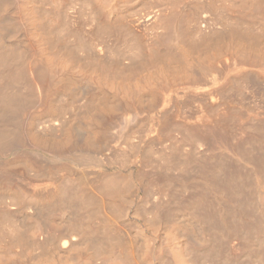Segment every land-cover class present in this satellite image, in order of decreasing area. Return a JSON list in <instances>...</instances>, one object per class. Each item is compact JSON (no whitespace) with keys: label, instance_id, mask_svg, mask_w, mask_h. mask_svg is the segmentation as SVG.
Masks as SVG:
<instances>
[{"label":"bare ground","instance_id":"1","mask_svg":"<svg viewBox=\"0 0 264 264\" xmlns=\"http://www.w3.org/2000/svg\"><path fill=\"white\" fill-rule=\"evenodd\" d=\"M118 1L119 0H0V236L5 239L3 241L4 246L1 242L0 244L2 248L8 245L5 251L0 247V249H2L1 251H4H0L3 254L2 256H4H0L3 258H0V264H9L8 261L10 259L8 260L7 257L11 258V253L15 256L13 258L17 256L23 259V254L20 256L22 251L19 254L17 252L20 250L17 249L20 244L23 247V244L25 245L28 241H32V244L35 243L42 247L44 250L43 254L49 251L48 257L45 256L47 254L44 255L45 260H48L52 256L51 252H53V255L57 257L60 256L58 258L60 260L59 262H61V257L63 260V257L67 256L66 258L71 257L69 258L71 259L70 261L64 257L67 262H71L73 258L78 264H81V262L82 264L85 262L90 264L89 262L92 259L91 253L90 255H84L83 253L87 251L85 249L88 248L89 245H93L92 248L93 251L95 250V256L100 255L102 258H97L103 259L104 264H147L161 257L162 251L156 248V240L153 238L155 243L150 241L154 244H149L151 247L148 248L146 254L142 253L145 256L141 257L136 242L134 241L135 237L131 234L132 228L130 229L129 227L131 233L128 232V230L123 227V222L121 223L119 221L118 218L120 216H117L119 214L118 211L125 206L127 187L131 189L128 184H132L133 180L131 175L127 176L125 173L119 172L118 168H110V166H108V162L111 161L112 142L117 135L124 136L128 139V142L127 140H122L124 142L126 141L125 144L130 142L128 145H134L131 141L136 136L134 133L136 131L135 129H140L137 130L139 132L136 133L143 132L140 128L141 124L140 127H136L135 129L132 125V120L134 118H137V120L142 119L140 118L141 116L138 117L142 113L146 115L145 119L148 115V122L145 121L147 122L146 125L148 124L147 126L145 125L148 127V131L158 133L156 136L160 141H163L164 134L171 137L175 130H180L178 132L179 135L176 133L178 136L174 134L172 137H175V140L179 143V147H181L180 154L183 159L180 154H178L181 162L177 160L178 163L180 162L181 164L178 166V163L176 164L174 160L171 159L173 154L175 156L173 151H171L173 154H168V158L164 160L165 162L167 161L166 165L172 168L169 169L173 170V167H175L178 170V168H180V171H176L175 174L177 176L179 175L178 183L185 190L183 191L185 195L182 196V198L175 194V197H178V199L181 198L180 202L182 203H188L190 201L188 197L192 198L191 200L196 203L195 207L197 206L200 208H196L197 212L201 210L200 214L196 215H199L200 218L203 219L202 222H207L208 228L210 230L212 229V234H215L217 240L214 239L215 237H211L216 242L213 247L210 246L211 250L220 251L219 240L222 238L223 234H227L224 232H228L229 235L230 232H238V236L235 233H233L235 235H230L231 240H229V242L233 241L230 242L232 244H230L227 239L226 241L229 245L225 244L227 235L221 239V241H225L223 243L225 244V248H222V250H226L229 248L228 246H230L229 250L235 255L244 252L246 244L248 246V240H245L246 243H244L245 241L242 242L244 237L246 239V236H249V234L253 232H256V234L258 233V235L264 233V104H260L263 105L261 107L253 106L255 102H259L260 98L264 99V31L260 33L256 31L254 33L252 27L249 28V26H247V30L246 27H243L244 24L239 26L240 30H236L234 28L238 27H236L238 23L235 21V25L233 24L234 21L230 22L228 20L229 23L233 24L231 27L229 24V30H224L227 28V25L226 27L224 26L225 28H220V30L218 26H215V38H212L209 33L204 34L205 32H201L199 33L201 36L198 34L199 36H196L197 38H190L192 41L193 38L195 39L193 42L190 39L188 42V39L186 40L187 36L184 38L183 36L186 35L185 33L187 31L190 33L192 28L186 31V28H184L185 26L182 27L183 25L180 23H182L183 16L180 17V14L177 12L178 10L176 11L177 6L176 8L173 6V12L170 8L171 11L169 10V14L164 13V10H162V13H155L149 15V17L147 15L148 18L135 21H138L136 24L139 23L141 26H144L146 22H152L153 27L154 24L156 26L158 20L161 23L160 19L162 17L165 20V24L162 23L166 25V31L161 29V31L165 33L161 34L162 36L160 35L161 38L163 37V41H160H162L161 45L164 47L157 46L160 39L158 38L157 43L156 37H158L160 33L158 32L156 37H154L156 34L153 35L155 39L153 40L156 44L153 41L152 43L154 44L152 47H146L148 49L150 48L148 55L146 54L148 49L146 52L143 48L147 45H152V43L142 46L141 43L136 42L134 47L133 43L130 42L133 38L131 37L132 33L129 32L132 23L128 25L130 28H128L129 31L127 33V29H123L125 27L123 22L126 20L121 21L124 18H118L120 22H122V24L119 22L120 25L115 24L119 21L117 15L115 18L118 21L116 20L114 23L108 21L109 18L111 19L114 16L115 6L117 7L115 2ZM238 1L236 0V3H238L237 7H240L239 9L243 8L244 10V12L242 10H240L242 12H239V14L242 13L240 16L243 19L244 17L247 19L246 16L252 17V13L255 14V12L261 15L259 13L261 10L264 13V0ZM176 2L177 1H175V3ZM230 8L232 9V7ZM186 15L188 14L186 13ZM252 18H254V16ZM254 21L256 20L253 19L252 25L254 26L255 24V28H257L256 26L258 25H256ZM250 22L251 21H249V24ZM86 24L90 28H85L84 30V27H87ZM179 24L182 25L181 27L183 29L179 27ZM223 24L227 23L223 21ZM119 26L123 28L119 29ZM241 27L243 29H241ZM118 30H123V32L125 31L129 35L131 34V39H129V41L126 39V42H129V44L122 40L123 45L126 43V45L122 46L125 48L121 47L120 38H122V35H120V33L122 31L119 32ZM184 30L186 32H184ZM86 31L89 36L85 33ZM116 31L119 32L121 36H119L120 41H118L120 44H117L119 45V49L116 47V44H114L113 48L111 46L112 43L108 42V44H111L109 47L108 44H106V37L103 38L104 41L101 39L102 34L107 32L115 34ZM145 31H147V29H145ZM110 37L112 38L113 36L111 35ZM189 37H191V35L188 36V38ZM117 39L118 38H116V40ZM134 40L135 39H133V42ZM138 43L141 47L136 45ZM126 46H132L131 50L129 49L130 52H127L128 48H126ZM209 46L213 47L215 53L216 51L218 53L220 50H224L225 46L228 47H226L227 50H224V52H219V54L222 52V54H224L225 51H229L230 54L228 52L226 53V55L229 54L226 63L224 62L223 64L221 62L222 54H220V56L216 53L218 57H220L221 60L219 59V62L224 65V68L222 66L220 67L221 69H219V67L215 66L217 71L212 72L213 69L215 70V68H212L214 67V63L212 67L210 64L218 59H216L217 55L212 50H208ZM111 47L114 51L116 47L117 50H119L118 52L127 50L126 52L124 51V53L128 55L131 53L130 55L132 57L129 58L131 64L129 61V66L135 67L132 62L135 60V54L136 56L140 55L139 57H141L140 59L143 60L144 63H141V60L139 61V58L135 56L137 58L135 61L138 62H135L137 65L140 63L145 65L150 60V63L146 64V66L149 65L150 70L147 69V66L146 69L149 71L146 73L145 67L140 64L141 67H144L143 71L145 70L144 73H141L140 71L142 68H140L139 65V68H136L138 67L136 65L135 70L138 73V75L135 76L136 78L132 79L129 73L125 74L123 72L122 73L125 75L121 78L122 73L116 71L111 72V67L109 68L105 65L107 64V59H105L104 65L106 68L108 67L110 71H106V68L104 69L105 66H101L105 71H101V67L100 70L97 71L98 68H94L95 64L93 65V62L96 63L94 60H97L100 64V60L104 55L110 50L113 51ZM76 50L77 54L78 50H82L83 52L90 50V53L93 51V54L95 53L98 58L95 59L94 57L93 60L90 58L93 62L91 61L92 64H89L93 67L89 65L90 67L88 68L87 63L85 64L84 62L87 70L86 67L84 68L85 70H83V65H81L82 68L79 67L80 64H83L80 62L81 59H78L80 64L77 62V65H75L76 61L74 63V60L78 56L75 54ZM132 50L136 53L134 52L135 54H133ZM207 51H211L212 53H208ZM83 52L82 54L79 53V56L84 55L85 53L83 54ZM89 52H86V54ZM205 53H208L207 56ZM209 54L214 55L215 58L213 56V59L215 60H211L212 56H208ZM74 55L76 57H74ZM91 55L92 54H90V56ZM120 55L122 56L123 53H120ZM121 56L119 57L121 58ZM146 57L149 58V60ZM144 60L146 62H144ZM219 62L215 63V65L220 64ZM99 64L96 63V66H99ZM90 68L96 69L97 72L93 69L92 72L89 70ZM122 68H125V66ZM126 75L128 77H126ZM205 76H210L212 82V85L207 88L201 87V84L204 85L207 83V77L204 79ZM179 81L182 82L179 83ZM199 81L203 83L200 84ZM177 84L181 86L182 104L185 107H191L190 109H192V107L194 108L191 113L182 110L183 106H181V102L179 101L173 104L175 106L173 113H169V109L171 108L172 110V107L166 108L168 110L167 113L165 110L163 111L164 105L169 103L171 99L173 100V92L179 88ZM246 89L248 91L250 90L252 95L248 96L255 97L256 100L258 99V101L254 100L255 102H253V100L251 101V99L248 98L250 102L253 103L251 106L254 108L251 106L249 107L250 104L246 103L248 99H245L248 96H245L244 93H250L245 92ZM231 91L234 93L239 92L238 96L240 93L244 95L246 98L243 99L248 106L242 107L244 105L243 102V104L239 103L238 106V102H233L232 99H230L232 101L227 100V92L229 96ZM178 92L179 91H177V93ZM144 96H149L151 98V101H146L145 98V102H149V104L154 102L153 105L150 104L153 107L155 102L159 101L157 104L158 107L161 106V108L156 109L155 107V111V109H151V106H145L142 100ZM150 98H148V100ZM231 98L234 99L233 95ZM230 102L236 105H231ZM160 103L162 105H160ZM257 103H255L256 106L259 105H257ZM259 103H261V100ZM262 103H264L263 100ZM145 111L147 113H145ZM143 115L142 117H144ZM169 115L174 116L175 122H173L174 118ZM184 115L193 116H188L190 117V119H188ZM118 127L122 129L120 134H117L118 129L115 130ZM133 133L135 135H132ZM131 135L134 136V138ZM157 137L154 138L157 139ZM165 137L167 136L165 135ZM162 144L161 142L160 145ZM174 144L173 142V145ZM132 148L133 147L129 149L132 150ZM156 150L159 149L157 148ZM124 152L125 153H122L126 155V151ZM160 152L159 154H161ZM122 153H120V156H122ZM149 153L151 152L149 151ZM157 154L158 153L155 155ZM133 156L136 155L134 154ZM175 157L177 159V155ZM152 158L153 156H151L150 159ZM162 158L164 157L162 156ZM126 160L129 161L128 158ZM118 164L124 163L121 161ZM158 167L160 166L158 165ZM138 170L139 169H137V171ZM157 171L159 170L157 169ZM141 172L143 173L144 171ZM177 172L179 173L177 174ZM160 177L163 178L161 175ZM153 178L155 177L153 176ZM171 179L172 181L177 180L175 177ZM171 179V183L169 182L170 187L167 186V188H170V190L167 189V191L170 192L173 190V187H171L173 183ZM133 184L131 186H133ZM153 185L155 184H152V186ZM156 187L157 191L155 190L154 192L159 193L162 199H164V196L169 193H166V191L163 193V187H165V185L163 187ZM145 190H149L148 187ZM175 192L176 191L172 192V195L169 193L172 199ZM158 196L156 200L161 198H158ZM171 196H165L167 200L163 201V203H167L166 205H161L162 203L158 201L157 202L161 204L156 202L157 204L155 205L153 203L155 206H152L154 209L152 210L153 213H151L153 218H151L154 219V221L155 218L159 216L162 218L161 215L164 214L171 216L173 213L169 210ZM185 199L187 201H185ZM175 200L173 199V201ZM144 202L146 203V201ZM128 203H130V201ZM175 203L177 204L178 201H175ZM187 203L185 205L189 207L190 204ZM190 206H192V204ZM214 206L216 210H218L217 215L212 214V211L215 210ZM150 210L151 209L145 211V213ZM167 212L171 214H167ZM52 213H54V217L52 218L55 225H51V228L55 226V231H58L55 233L52 232L54 231L52 229V231H49L50 227H48L49 229H43V226H41L42 222H40L43 217L47 218L45 215L50 216ZM35 221H39L40 223L38 222L37 228L35 226L34 232L29 233L32 229L29 228L30 231L27 230V224ZM159 221L160 220L157 222ZM177 221L178 220H175V222ZM169 223L171 222L169 221ZM173 223L172 221V225L174 226L175 224ZM187 223L188 221L186 225ZM127 225L125 224V226ZM155 225L150 228H155ZM143 226L145 225H142V227ZM142 227L139 228L141 232L144 231ZM242 228L246 229V232H244L245 235H243L244 233H240ZM147 229L149 230V228ZM156 230L158 229L155 228V231L153 230L154 233ZM213 230L215 233H213ZM136 231L138 232V230ZM172 233L174 234V231ZM239 235H243L244 237H239ZM258 235H255V237L260 238ZM234 236L235 239L239 237L241 240L237 238V240L239 239L240 241L234 242ZM248 238L250 237H247V239ZM254 238L251 240H255ZM0 240L2 241V239ZM89 242L91 244L88 245L87 243ZM44 245L46 247H43ZM84 245L87 247H84ZM16 246L17 249L15 248ZM249 246L251 247V243H249ZM256 246L258 245H255V247ZM8 247L12 250L11 253L9 252L11 254L10 256L6 254L10 251L6 250ZM22 247L20 248L22 249ZM170 247L172 246H169V248ZM44 248H47L48 251L47 249L45 251ZM83 249L85 251H83ZM15 250H17V252ZM32 253L33 251L30 254ZM260 253L261 251H258V255ZM40 254L42 255V253ZM32 255L33 258L37 255V257H40L39 253L35 255L33 253ZM103 255L107 256V258L104 257L106 260L103 258ZM178 255H174V258H177ZM44 256L40 258H44ZM5 257L8 261H6ZM19 258H16L13 263L23 264L22 262L25 260ZM197 258L196 260H199L198 256ZM37 259L39 260V258ZM65 259L63 260L64 262ZM93 259L91 262H93ZM19 260L22 262L19 263ZM51 260H53V258L50 259V262H52ZM192 260L190 259L189 261ZM54 261L56 262V260H53V262ZM31 262L28 264H31ZM34 262L37 264L36 261ZM55 262L53 264H55ZM102 262L101 264H103ZM261 262L262 261H260V264ZM93 264L96 263L93 262Z\"/></svg>","mask_w":264,"mask_h":264},{"label":"rangeland","instance_id":"2","mask_svg":"<svg viewBox=\"0 0 264 264\" xmlns=\"http://www.w3.org/2000/svg\"><path fill=\"white\" fill-rule=\"evenodd\" d=\"M175 1H177L176 3H178V4H176L175 3ZM232 1V2H231ZM235 1V2H234ZM238 1V0H237ZM232 4H231V3ZM116 4H117V7L115 6V11H114V16L112 17V18H114V19H108V21H110V22H112V23H114V21H116L119 17L120 18H124V19H122L121 21H124V20H126V21H124L123 22V24H124V26L125 27H127V28H123V27H121V26H123V25H121V26H119L118 28L119 29H121V28H123L124 30L125 29H127L126 30V32L128 33V31H129V29L128 28H130V26L128 27V25L129 24H131V29H130V33H132V36L131 37H133L132 38V40L130 41V42H132L133 43V45L136 43V42H139V43H141L142 44V46H144V45H147V44H150V43H152L155 39H154V37H156L157 36V33L158 32H160L159 33V36L158 37H156V41H157V43H158V38H160L159 39V43H158V45L157 46H162L161 45V42L163 41L162 40V38H161V34H163V33H165L164 31H166L165 29H166V25H163V23L165 24V20H164V18L162 17L161 19H160V21H161V23L159 22V20H158V22L157 23H159V24H157L156 23V26H155V24H154V26L152 27V22H146L145 24H144V26L142 25H139V23L138 24H136L137 22H135L136 20H140L141 21V19L143 20V18L144 19H146V18H148L149 17V15H152V14H155V13H162L161 11L162 10H164L163 12L164 13H166V14H169L170 13V11H171V9H172V12H173V8L175 7L176 8V6H177V9H176V11L180 14V17L181 16H183L182 18H183V20H182V23H180V24H182V25H180L179 24V27L181 28V29H183L182 27H184V28H186L185 30L187 31V29L188 30H190V28H192L191 29V31H192V34H191V31H190V33L188 32H186L185 30H184V32H186L185 34L186 35H184L183 36V38L185 37V36H187V38H186V40L188 39V42H189V39L190 38H192V37H194V38H197L200 34L199 33H201V32H205L204 34H206V33H209V35L212 37V38H215L216 37V35H215V33H216V31H215V26H218V28H219V30H220V28H223L224 26L226 27V25H227V28H225L224 30L226 31V30H229L228 28H230L233 24H235L236 25V23H238V25H236V27L237 28H234V29H238V30H240V25L242 26L243 24V27H246L247 28V30H248V27L247 26H249V28H251L252 27V31H254V33L257 31V32H262V31H264V13L262 12V10L261 11H259V13L262 15H258V12H255V14L254 13H252L253 14V16H254V18H252V17H248V16H246V12H245V16L247 17V19H245V17H244V19L243 18H241V14H239V12H244V10H243V8L242 9H239L240 7H237L238 6V3H239V1H238V3H236V0H119L118 2H115ZM173 3V4H172ZM229 3V4H228ZM115 4V5H116ZM227 4V5H226ZM234 4V5H233ZM233 5V6H232ZM240 5V4H239ZM174 6V7H173ZM182 6V7H181ZM228 8H227V7ZM235 6V7H234ZM241 6V5H240ZM167 7V8H166ZM169 7V8H168ZM230 7H232V9L230 8ZM168 10V13H167V10ZM171 8V9H170ZM238 8V9H237ZM185 9V10H184ZM231 9V10H230ZM157 10V11H156ZM170 10V11H169ZM187 10H188V12H187ZM229 10V11H228ZM238 10V11H237ZM240 10H242V11H240ZM155 11V12H154ZM180 11V12H179ZM264 11V10H263ZM153 12V13H152ZM188 14V15H186V13ZM221 12V13H220ZM116 13V14H115ZM183 13V14H182ZM185 13V14H184ZM263 13V14H262ZM237 14H239V15H237ZM118 17H117V16ZM147 15H148V17H147ZM247 15H251V14H247ZM187 16V17H186ZM261 16V17H260ZM115 17H117V19L115 18ZM125 17H126V19H125ZM202 17V18H201ZM186 18V19H185ZM234 18V19H233ZM236 18H237V20H236ZM239 18H240V20H239ZM252 18V19H251ZM262 18V19H261ZM188 19V20H187ZM195 19V20H194ZM233 19V20H232ZM251 19V20H250ZM253 19L254 20H256V21H254V23H256V25H258V26H256L257 28H255V24H254V26L252 25L253 24ZM112 20V21H111ZM119 20V19H118ZM117 20V21H118ZM127 20H128V22H127ZM185 20H186V22H185ZM231 22V21H234L233 22V24H231V23H229V21ZM243 20V21H242ZM244 20H245V22H244ZM180 21V20H179ZM223 21L225 22V23H227V24H223ZM235 21H236V23H235ZM238 21V22H237ZM249 21H251L250 22V24H249ZM120 20L117 22V23H115V24H118V25H120V23L122 24V22H120ZM128 24H127V23ZM240 22V23H239ZM244 22V23H243ZM192 23V24H191ZM219 23H221V24H219ZM249 24V25H246V24ZM127 26H126V25ZM147 24H149V25H147ZM151 24V25H150ZM185 24V25H184ZM186 24H187V26H186ZM207 24V25H206ZM229 24H230V27H229ZM158 25V26H157ZM164 27H163V26ZM190 25V26H189ZM191 25H192V27H191ZM197 25V26H196ZM83 26H85V25H83ZM86 26L88 27H84V30H85V28L86 29H89L90 27L86 24ZM137 26V27H136ZM182 26V27H181ZM156 27V28H155ZM195 27V28H194ZM234 27V26H233ZM232 27V28H233ZM141 28V29H140ZM218 28H217V30H218ZM246 28H245V30H246ZM82 29V28H81ZM133 29V30H132ZM145 29H147V31H145ZM155 29V30H154ZM159 31H158V30ZM161 29L163 30L164 29V31H161ZM198 29V30H197ZM201 29V30H200ZM241 29H243L242 27H241ZM253 29H257V30H253ZM136 30V31H135ZM149 30V31H148ZM153 30V31H152ZM119 31V30H118ZM122 31V32H121ZM132 31V32H131ZM133 31H134V33H133ZM144 31V32H143ZM157 31V32H156ZM207 31V32H206ZM251 31V30H250ZM119 32H121L120 33V35H122V38H125V39H122V38H120V40H121V47L122 46H124V45H126V43H128L129 44V42H126L127 40L129 41V39H131L130 38V35L129 34H127L125 31L123 32V30H120ZM119 32H117L116 31V33L114 34V33H109V32H107V33H104V34H102L101 35V39L103 40V38H107V39H105V40H107V43L106 44H108V42L109 43H112V45L111 44H108V46L109 45H111L113 48H114V44H120L118 41H120L119 40ZM162 32V33H161ZM88 36H89V34L87 33V31L85 32ZM152 33V34H151ZM154 34H156V35H154ZM188 34H190L191 35V37H189L188 38V36H190V35H188ZM199 34V35H198ZM204 34H202V35H204ZM112 35L113 37V39L110 37V36ZM117 35V36H116ZM146 35V36H145ZM148 35V36H147ZM153 35H154V37H153ZM161 35V36H160ZM193 35V36H192ZM108 36H109V38H108ZM145 36V37H144ZM197 36V37H196ZM201 36V35H200ZM121 37V36H120ZM152 37V38H151ZM116 38H118L117 40H116ZM152 40H151V39ZM193 38V41L195 40ZM127 39V40H126ZM133 39H135L134 40V42H133ZM154 39V40H153ZM111 40V41H110ZM122 40H124L125 42V44L123 45L122 44ZM146 40V41H145ZM151 40V41H150ZM160 40H162V41H160ZM191 41H192V39H190ZM214 40V39H213ZM104 41V40H103ZM192 41V42H193ZM148 42V43H147ZM155 42V41H154ZM138 43V44H139ZM146 43V44H145ZM127 44V45H128ZM131 44V43H130ZM138 44H136L138 47H141V45L139 46ZM153 44L154 43H152V45L150 44V45H147V46H145V48L146 47H152L153 46ZM155 44H156V42H155ZM160 44V45H159ZM163 44V43H162ZM132 45V44H131ZM132 45V46H133ZM132 46L129 48L128 46H126V48H128V51L127 50H124L125 52L127 51V52H130L129 51V49L131 50V48H132ZM110 47V46H109ZM111 47V49H113ZM116 47H118V49H119V45H117ZM115 47V49L117 50V48ZM121 47H120V49H121ZM134 47H135V45H134ZM162 47H164V46H162ZM227 46H225L224 47V50H227V48H226ZM122 48H125V47H122ZM137 48V47H136ZM143 48L145 51L148 49V48ZM226 48V49H225ZM135 49V48H134ZM212 50L214 53H215V51H214V49H213V47H211V46H209V48H208V50ZM115 50V51H116ZM123 50V49H122ZM149 50H150V48L146 51L147 53L146 54H148L149 53ZM224 50L222 49V50H220V51H223L224 52ZM90 51V50H89ZM89 51H86V52H89ZM114 51V49H113V51H109V52H107L105 55H104V57L100 60V64H99V62H97V60H94V61H96V63L97 64H99V66L97 65L96 66V63L95 62H93L92 60L94 59V57H95V59H98L97 57H96V55H95V53L93 54V51H92V53H90V54H92L91 56H90V54L89 53H87L86 54V52L84 51H80V50H78V54H77V50H76V55H78L77 57L74 55V57H76V59L74 60V63H75V61H76V63H75V65H77V62H78V59H81V63H83V64H80L79 62V67H81V65H83L84 67L82 68L83 70H85L84 68L86 67L85 66V64L87 63V66H88V68L90 67L89 65H91L92 63H91V61L93 62V65H94V68L95 67H97L98 69H97V71H99L100 70V67L102 66H108L110 69H111V72H119V73H129L130 75V78H132V79H134V78H136L135 76H137L138 75V73H137V71L135 70V67H136V63H138L137 61H135L137 58H139V61L141 60L140 58L141 57H139V56H136V52L134 51V50H132L131 52L133 53V54H135V56L137 57H135L133 54V56H134V58H135V60H133V59H131V60H133L132 62L134 63V65H135V67H133V66H129V61H130V59L129 58H131L132 56L130 55H128V54H126V53H124V51L123 52H118L119 50H117L116 52ZM219 51V52H220ZM82 52H83V54L84 55H81V56H79V53H81L82 54ZM135 52V53H134ZM208 52V51H207ZM209 52H211V51H209ZM208 52V53H209ZM219 52L217 53V51H216V53L217 54H219ZM222 52V53H223ZM229 53V51H225V53L224 54H222V53H220V54H222V60H224V61H222L221 59H220V57H218V55H217V57H216V59H218L217 61L215 60V59H213V56L215 55L214 53V55H212V54H209L208 56H212V59L211 60H215L214 62H211V64H210V66L212 67V64L214 63V67H212V68H215V66H217V67H219V69H221L220 67H222L223 66V68H224V62L226 63L227 61H228V56H229V54H227L226 55V53ZM119 53V54H118ZM120 53L122 54L123 53V55L121 56L120 55ZM203 53V52H202ZM207 53V54H208ZM212 53V52H211ZM206 54V53H205ZM207 54H206V56H207ZM89 55V56H88ZM149 55V54H148ZM225 55V56H224ZM119 56H121V58L119 57ZM92 60H91V59ZM147 58V57H146ZM211 58V57H210ZM214 58H215V56H214ZM224 58V59H223ZM105 59H107V64H105ZM120 59H122V60H120ZM145 59V58H144ZM148 60H149V58H147ZM146 59V60H147ZM221 60V62L223 63H220L219 61ZM83 60V61H82ZM87 60V61H86ZM105 60V61H104ZM119 61V63H118V61ZM90 61V62H89ZM104 61V62H103ZM120 61H122V62H120ZM128 61V62H127ZM210 61V60H209ZM84 62H85V64H84ZM136 62V63H135ZM144 62H146L145 60H144ZM217 62H219L220 64H217V65H215V63H217ZM89 63H91V64H89ZM118 65H117V64ZM124 64V65H122V64ZM125 63H126V65H125ZM140 63V62H139ZM141 63H143V60H141ZM140 63V64H141ZM147 63H150V60H149V62H147ZM146 63V64H147ZM105 64V65H104ZM128 64V65H127ZM130 64H131V61H130ZM140 64H138L139 66H140V68H142L141 69V73H144V71H143V69H144V67H145V69H146V67H147V69H149L150 70V67H149V65H147L146 66V64L145 65H143V64H141V65H143L144 67H141V65ZM222 64V65H221ZM121 65H122V67L123 66H125V68H122L121 67ZM137 65V66H138ZM218 65H220V66H218ZM106 66L104 67V69L106 68ZM139 66L138 67H136V68H139ZM150 66H152V65H150ZM91 67H93L92 65H91ZM102 67H101V69H102ZM106 68L105 70L107 71H110V69L109 68ZM94 68H90L89 70H91L92 72H93V70H94ZM211 68V69H212ZM222 68V69H223ZM93 69V70H92ZM104 69H102L101 71H105ZM146 69V73H148V71L149 70H147ZM217 68H215V70L213 69L212 70V72L213 71H217L216 70ZM86 70H87V67H86ZM94 71H96V69L94 70ZM96 71V72H97ZM122 73V75H121V78H122V76L123 75H125V74H123ZM125 77V76H124ZM126 77H128L127 75H126ZM206 77H207V83H205L206 85H208V83H209V85L208 86H206L205 84L203 85V84H201V83H203L202 81L204 80V79H206ZM210 78V79H209ZM125 79V78H124ZM204 79L202 80V81H199L200 82V84H201V87H203V88H207V87H210L211 85H212V82H211V77L210 76H205L204 77ZM181 80V79H180ZM208 80H209V82H208ZM182 81H179V83H181ZM211 83V84H210ZM178 85V84H177ZM182 85V84H181ZM178 89L177 90H175L174 92H173V96H172V98H173V100L171 99V101H174V102H169V103H167L166 105H164V108H163V111L165 110V112L167 113L168 112V108L167 107H172V110H171V108L169 109L170 111H169V113L171 112V113H173V111L175 110V106L173 105V104H176V101H179V102H181V106H183L182 107V110H185V111H187L188 113H191L192 112V110H194V108L192 107V109H190L189 108V106H187V107H185L183 104H182V99H181V95H182V90H181V86H179L178 85ZM177 91H179L178 93H177ZM180 92H181V94H180ZM245 92H250V90L248 91L247 89H246V91ZM231 93H232V95H233V97H234V99L233 98H231L232 97V95H231ZM231 93H229V96H228V92H227V96H226V99L227 100H230V99H232L233 100V102L235 101L237 104H238V106H239V103H241V104H243L244 103V105L242 106L241 104V106L242 107H246V106H248V104H250L249 105V107L253 104V103H251L250 102V100L249 99H251V101L253 100V102H255V101H258V99L256 100V98L255 97H251L252 95H251V92L248 94V93H244V95L246 96H248V95H251V96H248L247 98L244 96V95H242L241 93L239 94V96H238V93H234V92H232L231 91ZM257 94V93H256ZM258 95V94H257ZM236 96V97H235ZM242 96H244V97H242ZM148 98H150L149 96H147ZM147 97H145L144 96V99L142 98V100H143V104H145V106L147 105V107H150L151 105L150 104H152L153 105V103H150L149 104V102H145V98H146V101H151V98L148 100V98ZM228 97V98H227ZM239 97V98H238ZM247 100L248 98V100H247V102L244 100ZM253 98V99H252ZM179 99V100H178ZM121 100V99H120ZM232 100H230V101H232ZM244 100V101H243ZM255 100V101H254ZM260 100H261V103H259L260 102ZM260 100H259V102L257 103V102H255V103H257V105L258 106H256L255 105V103L253 104V106H255V107H261V106H263V105H260V104H264V103H262V100H263V102H264V99L263 98H260ZM250 103H249V102ZM233 102L231 103L230 102V104L231 105H236V104H233ZM243 102V103H242ZM248 103V104H246V103ZM157 103H159V101L157 102H155V105H154V107L153 106H151L152 108L151 109H155V107H156V109H159V108H161V106L160 105H162L161 103H160V107H158V104ZM156 104H157V106H156ZM171 104V105H170ZM144 106V107H145ZM158 107V108H157ZM174 107V108H173ZM252 107V106H251ZM167 108V109H166ZM252 108H254V107H252ZM148 110H150L149 108H147ZM156 109H155V111H156ZM151 111V110H150ZM145 113H147L146 111H145ZM144 113H142L141 115H139L138 117H140V118H142V119H139V120H137V118H134L133 120H132V125L134 126L133 128L135 129L136 127H140V124H141V131H143V132H141V133H136V132H139V131H137V130H140L139 128H136L135 130V134H136V136H135V138L137 139H135L134 138V136H132V135H135L134 133L131 135L134 139H132V141H131V143H134V145L133 144H130V145H128L127 143L125 144V142L124 141H122L123 139L124 140H127V142H128V139L126 138V137H122V136H119V135H117L116 136V138L113 140V142H112V144H113V147H112V155H111V161L110 162H108V166H110V168H118L119 169V172L121 171V173H125L127 176H130L131 175V177H132V180H133V182H132V184H133V186H131L132 184L130 183V184H128L129 186H130V188L131 189H129V187H127V191H126V196H125V200H126V202H125V206H124V208H122L121 210L123 211V213H122V211L121 210H119L118 212H119V214H118V212H117V216H120L118 219H119V221L122 223V225L124 224V228L125 229H127L128 230V232H130V229L132 228V230H131V234H133L132 236H134L135 238H134V241L136 242V245H137V248H138V252H140L139 254L141 255V257H144L145 255L144 254H146L147 253V251H148V248L149 247H151V245L149 246V244H154L155 242V244H156V248L158 249V250H160V251H162V255H161V257L158 259V260H155V261H153L152 263H150V264H260V261H262L261 262V264H264V233H260L259 235H258V233L256 234V232H253V233H251V234H249V236L247 235V233H246V239H245V237L243 236V235H245V233L244 232H246L245 230L246 229H244V228H242V230H241V234H243L242 236L241 235H239V237L241 236V237H244L242 240V242H244L245 240H248L249 241V243H251V247L249 246V243H248V246H247V244H246V249L244 250V252H240L239 254H232V251L231 250H229L230 249V246H228L229 244L227 243V241L229 242V240H231V234L232 235H235V234H237L238 232H233V233H235V234H233V233H231L230 232V235H229V233L228 232H224V233H227V234H223L222 235V238L223 237H225L226 235V237L227 238H225V241H226V239H227V241L225 242V241H221V239L219 240V242H220V251H218V250H211L210 249V246H212L213 247V245L216 243L215 241H214V239L215 240H217L216 239V237H215V234H212V229L210 230L208 227V224H207V222H202L203 221V219H201L200 218V216L199 215H196V214H200V211H198L197 212V209L196 208H198L197 206L195 207V205H196V203L194 202V201H192L191 199L192 198H190V197H188V199L191 201H189L188 203L191 205L192 204V206H190L189 205V207H188V205L186 206L185 204L187 203H185V202H180L181 201V198H179L178 199V197H182V196H184L185 195V193L183 192V191H185L184 189H183V187L178 183L179 182V179H178V177H179V175L177 176L175 173H176V171H180V168H178V166L181 164L180 162H181V159H180V156H181V154H180V151H181V147H179V143H177V141L175 140V137H172L174 134L176 135V136H178L179 134H178V132L180 131H178V130H175V132L173 133V135L170 137L169 135H167V134H164L163 135V141H160V139H158V137L156 136V135H158V133H156V132H150V131H148V127H146L147 125H146V123L148 122L147 121V117H148V115H147V117H146V119H145V116L146 115H143ZM142 115L144 116V117H142ZM169 116H172L173 118H174V116L173 115H169ZM186 118H188V119H190V117L191 116H193V115H184ZM188 116H190V117H188ZM144 119V120H143ZM142 120V121H141ZM180 120H181V118H180ZM139 121H140V123H139ZM145 121H147V122H145ZM145 122V123H144ZM173 122H175V118L173 119ZM146 125V126H145ZM121 128V127H120ZM119 127L118 128H116L115 130H117V134H120V132H121V130L122 129H120ZM120 129V130H119ZM173 130V131H174ZM148 131V132H147ZM145 132V133H144ZM147 132V133H146ZM178 135H177V134ZM139 136H138V135ZM141 135V136H140ZM165 135L167 136V137H165ZM138 136V137H137ZM145 136V137H144ZM119 137H120V139H121V141H120V139H119ZM157 137V139H155V138ZM170 137V138H169ZM143 138V139H142ZM177 138V137H176ZM153 140V142H152V140ZM161 139V140H162ZM171 139V140H170ZM134 140V141H133ZM157 140V141H156ZM166 142H165V141ZM174 140V141H173ZM117 141V142H116ZM130 141V140H129ZM139 141H140V143H139ZM169 141V142H168ZM116 142V143H115ZM120 142V143H119ZM121 142H122V144H121ZM124 142V143H123ZM137 142V143H136ZM161 142L163 143L162 145H160L161 144ZM172 142V143H171ZM173 142L175 143L174 145H173ZM166 143V144H165ZM171 144V145H169V144ZM177 143V144H176ZM120 144V145H119ZM123 144H124V146H123ZM140 144V145H139ZM152 144V145H151ZM133 145V146H132ZM137 145V146H136ZM166 145V146H165ZM168 145V146H167ZM178 145V146H177ZM140 146V147H139ZM152 146V147H151ZM155 146V147H154ZM163 146H165V147H163ZM127 147H129L130 149H131V147H133L132 148V150H130L129 148H127ZM136 148V149H135ZM139 148V149H138ZM150 148V149H149ZM153 148V149H152ZM159 149V150H156V149ZM170 148V149H169ZM179 148V149H178ZM138 149V150H137ZM173 149V150H172ZM175 149V150H174ZM176 149H178V150H176ZM117 150V151H116ZM153 151V153H152V151ZM156 150V151H155ZM160 150H161V152H160ZM170 150V151H169ZM119 151V152H118ZM124 151H126V155L125 154H123V153H125ZM136 151V152H135ZM149 151L151 152V153H149ZM158 151V152H157ZM168 151V152H167ZM171 151H173L174 153H175V156L177 155V159H176V157L174 156V154H173V152H171ZM116 152H117V154H116ZM123 152V153H122ZM135 152V153H134ZM159 152L161 153V154H159ZM164 154H163V153ZM120 153H122V156H120L121 154ZM136 155V156H133L134 154ZM156 153H158L157 155H158V157L160 158H158L157 157V155H155ZM177 153V154H176ZM117 156H116V155ZM149 154V155H148ZM152 154V155H151ZM168 154L169 155H171V154H173V157L171 158V159H173L174 160V162L177 164L178 163V161H180L177 165H176V167L178 168V170L175 168V167H173V170H171L172 168L171 167H169V165H166L167 164V161L165 162V160L168 158ZM178 154H180V156L178 155ZM120 157H119V156ZM141 155H143V156H141ZM146 155V156H145ZM113 156V157H112ZM115 156H116V158H115ZM125 156H126V158H125ZM129 156V157H128ZM150 156V157H149ZM151 156H153V158L154 157H156V158H154V161H153V158L152 159H150L151 158ZM161 156V157H160ZM162 156L164 157V158H162ZM122 157H124V158H122ZM143 157V158H142ZM128 158V160L129 161H127L126 159ZM162 158V159H161ZM181 158H182V156H181ZM119 161H118V160ZM124 159V160H123ZM136 161H135V160ZM147 159V160H146ZM150 159V160H149ZM156 159V160H155ZM165 159V160H164ZM183 159V158H182ZM158 160V161H157ZM178 160V161H177ZM122 161V163H124V164H118L119 162H121ZM125 161H126V163H125ZM157 161V162H156ZM117 162V163H116ZM128 162V163H127ZM156 162V163H155ZM160 162V163H159ZM162 162V163H161ZM165 164H164V163ZM111 163V164H110ZM130 163V164H129ZM148 163V164H147ZM146 165H147V167H146ZM158 165L160 166V167H158ZM116 166V167H115ZM124 166V167H123ZM142 166V167H141ZM146 168H145V167ZM150 166V167H149ZM157 167V168H156ZM162 167V168H161ZM153 168V169H152ZM169 168H171V169H169ZM137 169H139L138 171H137ZM146 169V170H145ZM157 169L159 170V171H157ZM169 169V170H168ZM176 169V170H175ZM144 171L143 173L141 172V171ZM155 170V171H154ZM165 170V171H164ZM137 171V172H136ZM167 171V172H166ZM128 172H131V173H128ZM141 173H142V175H141ZM179 172H177V174H178ZM136 174H137V176H136ZM156 174V175H155ZM139 175H141V176H139ZM160 175L163 177V178H161L160 177ZM136 176V177H135ZM143 176H144V178H143ZM152 176V177H151ZM153 176L155 177V178H153ZM156 176H158V177H156ZM175 177V179H177V180H174V181H172V179L171 178H174ZM138 178V179H137ZM166 178V179H165ZM142 180V181H140V180ZM162 179H165L166 180V182H165V180H162ZM170 179H171V181L174 183H172L171 184V187H173V190L174 191H176L175 193H174V196H173V199L175 200V199H177V200H175V201H178V203L176 204L175 203V201H173V199H172V192H174L172 189V192H170V191H167V189H169L170 190V185H169V182H170ZM156 180V181H155ZM169 180V181H168ZM147 182V183H146ZM158 182V183H157ZM161 182V183H160ZM157 183V184H156ZM171 183V182H170ZM145 184V185H144ZM152 184H155V185H153L152 186ZM160 184V185H159ZM176 184V185H175ZM148 185V186H147ZM165 185V187H166V190H165V187H163ZM179 185V186H178ZM135 186V187H134ZM144 186V187H143ZM146 186V187H145ZM156 186H159V187H163V193H165V191H166V193L167 192H169V193H171V195H169V193L167 194V195H165L166 197H169V196H171V199H170V202L171 203H175V204H171L170 203V207H169V210H170V212L172 213H170V212H167V214H171V216L170 215H166V214H164V215H161L162 216V218L159 216L158 218H161V219H158V218H155V221H154V219H152L153 218V215L151 214V213H153V207L152 206H155L158 202H161V203H158V204H161V205H166L165 203H163V201H166L167 200V198L164 196V199H162V196L161 195H159V193H157V192H154L155 190L157 191V187ZM167 186H169L168 188H167ZM175 186V187H174ZM138 189H137V188ZM147 187H148V189L150 190H145V189H147ZM182 187V188H181ZM134 188V189H133ZM176 189V190H175ZM191 189V188H190ZM130 190V191H129ZM133 190H135V191H133ZM181 190H182V192H181ZM146 191V192H145ZM179 191H180V193H179ZM128 193H129V195H128ZM132 193V194H131ZM162 193V194H163ZM149 194V195H148ZM175 194H177L178 195V197H175ZM179 194H181V195H179ZM131 195V196H130ZM153 196V197H151V196ZM159 195V196H158ZM147 196H149V197H151V198H149V197H147ZM157 196H158V198L159 197H161V198H159L158 200H156L157 199ZM144 197V198H143ZM149 198V199H148ZM153 198V199H152ZM166 198V199H165ZM183 198V197H182ZM131 199V200H130ZM141 199V200H140ZM128 200V201H127ZM139 200V201H138ZM156 200V201H155ZM162 200V201H161ZM194 200V199H193ZM130 201V203H128ZM133 201V202H132ZM141 201V202H140ZM144 201H146V203L144 202ZM152 201H155V202H152ZM158 201V202H157ZM182 201H184V200H182ZM185 201H187L186 199H185ZM131 202H132V204H131ZM157 202V203H156ZM145 203V204H144ZM149 203V204H148ZM155 205H154V204ZM181 203V204H180ZM187 203V204H188ZM146 205V206H144V205ZM130 205V206H129ZM140 205H142V206H140ZM160 205V206H161ZM181 205V206H180ZM145 208H147V206H148V208L149 209H151L149 212H146L145 213V211H148L149 209L147 208V209H145ZM168 206H169V204H168ZM184 206V207H183ZM132 207V208H131ZM142 207V208H141ZM162 207V206H161ZM174 207V208H173ZM186 207V208H185ZM190 207H191V209H190ZM215 207V206H214ZM172 208V209H171ZM195 208V209H194ZM135 209H139L138 211L137 210H135ZM144 209V210H143ZM186 209V210H185ZM198 209H200V208H198ZM215 210H216V207L214 208ZM126 210H128V211H126ZM133 210V211H132ZM141 210V211H140ZM143 210V211H142ZM171 210H173V211H171ZM181 210V211H180ZM212 211V214L213 215H217L218 213H217V211L218 210H216V211ZM121 211V212H120ZM131 211V212H130ZM138 212V215H139V217H138V215H137V212ZM139 212H141V213H139ZM177 212V213H176ZM180 212V213H179ZM191 212V213H190ZM136 213V214H135ZM143 213V214H142ZM150 213V214H149ZM121 214V215H120ZM124 214V215H123ZM134 214V215H133ZM146 214V215H145ZM173 214H175V215H173ZM178 214V215H177ZM194 214V215H193ZM53 215V216H52ZM52 215H50V216H48V215H45L47 218H45V217H43V219H41V221L40 222H42L41 224V226H43V229H47L48 227H50V229H49V231H52V230H54V231H52V232H58L57 230L55 231V226L54 227H52L51 228V225L53 226V225H55V223H53V218L52 217H54V213H52ZM123 215V216H122ZM166 215V216H165ZM173 215V216H172ZM177 215V216H176ZM167 216H170V217H167ZM51 217V218H50ZM127 217V218H126ZM152 217V218H151ZM175 218V219H173V218ZM181 218V219H179V218ZM192 217V218H191ZM137 218V219H136ZM147 218H149V219H147ZM171 219V220H167V219ZM151 219V220H150ZM165 219V220H164ZM190 219V220H189ZM126 220V221H125ZM149 222H148V221ZM158 220H160L159 222H157ZM175 220H178V221H180L181 222V224H180V222H175ZM136 221V222H135ZM153 221V222H152ZM169 221L171 222V223H169ZM172 221L174 222L173 224H175L174 226L172 225ZM188 221V223H187V225H186V222ZM39 221H35V222H33V223H29V224H27V227H26V229L27 230H29L30 231V229H32L31 230V232H29V233H32V232H34L33 230L35 229V226H36V228L38 227V224L40 223H38ZM47 222V223H46ZM50 222V223H49ZM143 222V223H142ZM151 222V223H150ZM167 222V223H166ZM46 223V224H45ZM49 223V224H48ZM129 223V224H128ZM131 223V224H130ZM132 223H133V225H132ZM135 223V224H134ZM142 223V224H141ZM156 225H155V224ZM184 223V224H183ZM193 223V224H192ZM198 223H199V226H198ZM125 224L127 225V226H125ZM150 224H152V225H150ZM190 224V225H189ZM204 224V225H203ZM48 225V226H47ZM132 225V226H131ZM142 225H145V226H143L142 227ZM148 225V226H147ZM155 225V228H157L158 230H156V232L154 233V231H155V228H150V227H153ZM161 226V227H159V226ZM169 225V226H168ZM137 226V227H136ZM147 226V227H146ZM157 226V227H156ZM168 226V227H167ZM191 228H190V227ZM129 227H130V229H129ZM134 227V228H133ZM140 227H142L143 228V232H141V230L139 229ZM189 227V228H188ZM206 227V228H205ZM30 228V229H29ZM54 228V229H53ZM57 228V227H56ZM138 228V229H137ZM145 228V229H144ZM147 228H149V230L147 229ZM164 228H165V230H164ZM173 229V231H174V234L172 233L173 231H172V229ZM177 228H180V229H177ZM193 228V229H192ZM195 228V229H194ZM200 228V229H199ZM52 229V230H51ZM58 230H60L59 228H57ZM148 231H147V230ZM168 229H171V230H168ZM209 229V230H208ZM136 230H138V232L136 231ZM154 230V231H153ZM176 230V231H175ZM193 230V231H192ZM208 230V231H207ZM165 231V232H164ZM171 231V232H170ZM182 231V232H181ZM214 231V230H213ZM243 231V232H242ZM28 232V231H27ZM197 232V233H196ZM154 233V234H153ZM159 233H160V235H159ZM166 233H168V234H166ZM213 233H215V231L213 232ZM174 236H173V235ZM221 234V233H220ZM253 234H254V236H253ZM137 235V236H136ZM151 235H152V237H151ZM212 235H214V236H212ZM250 235H252V236H250ZM255 235L257 236L258 235V237H260V238H257V237H255ZM145 238H144V237ZM209 236H210V238H209ZM237 236H238V234H237ZM147 237V238H146ZM160 237V238H159ZM211 237H215L214 239L213 238H211ZM239 237H237V238H239ZM247 237H250V238H248L247 239ZM255 239V240H251V239H253V238ZM138 238H139V240H138ZM155 239L156 241L154 242V240L153 239ZM188 240H187V239ZM237 238L235 239V236L233 237V239H234V242H239L240 240L238 239L237 240ZM0 239H2V241L0 240V242L3 244V246H4V243H3V241L5 240V239H3L1 236H0ZM148 241V244H147V241ZM150 239V240H149ZM158 239H159V243H160V245H159V243H158ZM232 239V240H233ZM250 239V240H249ZM28 240H30V239H28ZM27 240V241H28ZM145 242H144V241ZM162 240V241H161ZM165 242H164V241ZM167 240V241H166ZM224 240V239H223ZM237 240V241H236ZM150 241H152V242H154V243H151ZM250 241H252V242H250ZM32 242V241H31ZM31 242H26V244L24 245L23 244V247H24V249H23V247L21 246V244H20V246L18 247V249H17V246L15 247L17 250H20L19 252H17V250H15L17 253H19L20 254V252L22 251V253L20 254V256L22 255L23 256V259L26 261H21V260H19V263L20 262H22L23 264H28V263H30L31 261V264H36L34 261H36L37 262V264L39 263V264H43L44 262V264H53L54 262H53V260H56V262H55V264H78L77 262H76V260H74L73 258H72V261L71 262H69L71 259H69V258H71V257H68V258H66L67 256H64L66 259H68L69 261V263L67 262V260L63 257V260L65 259V262L62 260V257H61V262H59L60 260L58 259L60 256H56V255H53V252H51L52 254V258H53V260H51L52 262H50V259H52L51 257L48 259V260H45V256L46 257H48L49 255H48V253H49V251H48V249H47V251L48 252H45V254H47V255H45V254H43V249H42V247H40L39 245H37V244H35V246H34V244H32ZM197 242V243H196ZM199 242H202V243H199ZM225 242V244H228V245H226V246H228L229 248L228 249H224V250H222V248H225V244H223ZM230 242H233V241H230ZM229 242V243H230ZM259 242V243H258ZM260 242H262V243H260ZM5 243H6V241H5ZM221 243H222V245H221ZM244 243H246V241L244 242ZM7 244V243H6ZM6 244H5V246H6ZM31 246H30V245ZM88 245L89 244H91L90 242L89 243H87ZM183 244V245H182ZM230 244H232V243H230ZM38 247H37V246ZM158 245H159V247H158ZM201 245V246H200ZM255 245H258V246H256L255 247ZM2 245L0 244V247H1ZM8 246V245H7ZM6 246V247H7ZM92 246L93 245H89V247L88 248H86L85 250H87V251H89V252H87V251H85L84 249H83V251H85V252H83L84 253V255L85 254H89L90 255V253H91V255H92V259H93V262L94 263H96V264H101V262L104 264V260L102 259H100V258H102L100 255H98V256H95L96 254H95V250L93 251V248H92ZM169 246H172V247H170L169 248ZM188 246V247H187ZM6 247H4V248H2L4 251H5V248ZM20 247H22V249L20 248ZM43 247H46L45 245L43 246ZM84 247H87L86 245H84ZM197 247V248H196ZM249 247V248H248ZM253 247H255V248H253ZM20 248V249H19ZM37 248V249H36ZM186 248V249H185ZM259 248V249H258ZM2 249H0V251L2 250ZM29 249V250H28ZM45 249V248H44ZM46 249H45V251H46ZM170 249H171V251H170ZM172 249H174V250H172ZM179 249V250H178ZM6 250H10V251H8V253H6V254H9V256L11 255L12 257L11 258H9V257H7L8 258V260H7V258H6V261H8L9 262V264L11 263V264H16V263H13V262H15L14 260L16 259V258H19V257H17L16 256V258H13V257H15V256H13V253H11V249L8 247ZM27 250H28V252H27ZM142 252H141V251ZM188 250V251H187ZM256 250V251H255ZM4 251H1V252H4ZM33 251V253H34V255L35 254H37V253H39V256L40 257H43L44 255V258H40V257H37V256H35V258H33V253L32 254H30L31 252ZM183 251V252H182ZM187 251V252H186ZM206 251H207V253H206ZM211 251V252H210ZM258 251H261V253L263 254H259L258 255ZM0 252V256H2L3 254ZM11 254H10V253ZM36 252V253H35ZM87 252V253H86ZM107 252V251H106ZM105 252V253H106ZM170 252H172V253H170ZM185 252V253H184ZM16 253V254H17ZM28 253V254H27ZM40 253H42V255L40 254ZM93 253V254H92ZM104 253V254H105ZM142 253H144V254H142ZM177 253V254H176ZM199 253H201V254H199ZM235 253V252H234ZM15 254V253H14ZM19 254H17V255H19ZM102 254V253H101ZM108 254H110V253H108ZM172 254V255H171ZM179 254V255H178ZM192 254V255H191ZM195 254V255H194ZM209 254V255H208ZM241 254H244V255H241ZM106 255H107V253H106ZM104 256L103 255V258L104 257H106L107 258V256ZM143 255V256H142ZM174 255H178L177 256V258H174ZM246 255V256H245ZM262 257H261V256ZM88 256V255H87ZM197 256L199 257V260H196V259H198L197 258ZM243 256V257H242ZM245 256V257H244ZM251 256H253V257H251ZM2 257H4V256H2ZM90 257V256H89ZM95 257H96V259H95ZM97 257H100V258H97ZM172 257V258H171ZM176 257V256H175ZM204 257V258H203ZM247 257V258H246ZM1 258V257H0ZM30 258V259H29ZM31 258H32V260H31ZM37 258H39V260L37 259ZM55 258V259H54ZM174 258V259H173ZM201 258V259H200ZM253 259V261L254 260H256V261H258V262H256V261H252V259ZM1 259H3V258H1ZM19 259H22V258H19ZM22 259V260H23ZM44 259V260H43ZM90 259H91V257H90ZM92 259L90 260V264L92 263L93 264V262H91L92 261ZM105 259V258H104ZM169 259H170V261H169ZM173 259V260H172ZM192 260V259H194V260H192V261H189V260ZM212 259V260H211ZM249 259V260H248ZM18 260V259H17ZM31 260V261H30ZM74 260V261H73ZM106 260V259H105ZM164 260V261H163ZM245 260V261H244ZM260 260V261H259ZM30 261V262H29ZM159 263H158V262ZM182 261V262H181ZM189 261V262H188ZM194 261V262H193ZM202 261V262H201ZM214 261V262H213ZM17 262V261H16ZM25 262V263H24ZM43 262V263H42ZM47 262V263H46ZM146 262V261H145ZM166 262V263H165ZM184 262H186V263H184ZM191 262V263H190ZM7 263V262H6ZM18 263V262H17ZM149 263H147V264H149ZM8 264V263H7ZM81 264H82V262H81ZM84 264H88V262L86 263H84ZM144 264H146V263H144Z\"/></svg>","mask_w":264,"mask_h":264}]
</instances>
